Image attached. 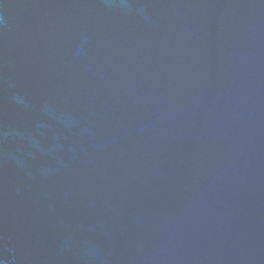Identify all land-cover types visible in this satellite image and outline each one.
Wrapping results in <instances>:
<instances>
[{
	"label": "water",
	"instance_id": "water-1",
	"mask_svg": "<svg viewBox=\"0 0 264 264\" xmlns=\"http://www.w3.org/2000/svg\"><path fill=\"white\" fill-rule=\"evenodd\" d=\"M0 264H264V0H0Z\"/></svg>",
	"mask_w": 264,
	"mask_h": 264
}]
</instances>
